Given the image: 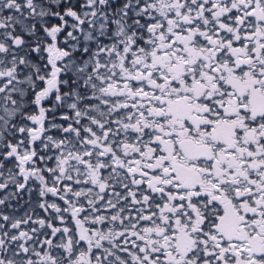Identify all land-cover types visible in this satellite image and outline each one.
<instances>
[{
	"label": "snow or ice",
	"instance_id": "snow-or-ice-1",
	"mask_svg": "<svg viewBox=\"0 0 264 264\" xmlns=\"http://www.w3.org/2000/svg\"><path fill=\"white\" fill-rule=\"evenodd\" d=\"M0 264H264V0H0Z\"/></svg>",
	"mask_w": 264,
	"mask_h": 264
}]
</instances>
